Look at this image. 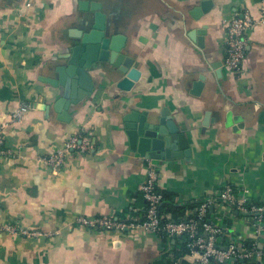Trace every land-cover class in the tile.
I'll use <instances>...</instances> for the list:
<instances>
[{"label":"crops","instance_id":"obj_1","mask_svg":"<svg viewBox=\"0 0 264 264\" xmlns=\"http://www.w3.org/2000/svg\"><path fill=\"white\" fill-rule=\"evenodd\" d=\"M79 1L92 0H0V133L13 153L0 157V222L41 233L0 234V264H198L195 256L176 255L180 238L79 229L75 220L139 219L147 159L131 150L124 118L163 109L191 150L187 159L155 161L157 189L170 198L165 219L178 220L171 205L190 218V205L225 186L264 204V24L250 34L240 73L223 66L227 23L245 11L257 19L264 0H96L107 23L125 36L122 52L141 79L133 90L119 91L120 74L103 65L90 73L91 95L70 105L64 120L53 108L59 89L43 79H57L54 69L64 65L59 58L72 42L70 31L86 15ZM22 104L27 113L11 122ZM229 106L239 109L237 132L226 125ZM75 134L91 137L88 154L68 155L56 174L37 160ZM208 213L226 230L223 248L229 239H258L264 251V225L257 238L251 221L230 207L214 204Z\"/></svg>","mask_w":264,"mask_h":264},{"label":"built area","instance_id":"obj_2","mask_svg":"<svg viewBox=\"0 0 264 264\" xmlns=\"http://www.w3.org/2000/svg\"><path fill=\"white\" fill-rule=\"evenodd\" d=\"M264 24V1L258 5V18L253 19L245 11L241 15H235L226 25V37L224 41L223 66L233 74L238 75L245 59L246 47L253 29ZM28 111L26 104L20 105L11 116V122L20 121ZM93 149L91 137L87 134H75L59 147L50 156L38 157L37 160L46 164L53 174L58 173L63 167L65 158L71 154L86 155ZM13 153L3 146L0 133V157L12 156ZM145 165L146 177L138 187L145 207L139 219L130 221L117 220L110 217H96L93 219L78 217L75 226L79 229L106 231L111 233L134 232L138 229L150 232L159 239L176 240L187 237L189 243V255L195 256L198 264H231L233 260L262 261L264 251L258 247L256 239L250 248H245L241 240L229 239L226 250H223L219 238L226 234V230L215 224L213 217L208 213L210 207L219 205L230 207L239 215L250 220L254 234L257 238L262 234L264 225V204L257 203L248 198L246 194L236 195L234 190L225 186L216 192L213 197L198 204L196 215L184 221H169L160 213L163 195L157 189L158 166L153 160L147 159ZM201 226L202 234L198 230ZM20 234L35 237L40 232L17 230L13 226L3 225L0 222V234ZM250 261V262H249ZM174 264H179L177 261ZM260 264V263H259Z\"/></svg>","mask_w":264,"mask_h":264},{"label":"water","instance_id":"obj_3","mask_svg":"<svg viewBox=\"0 0 264 264\" xmlns=\"http://www.w3.org/2000/svg\"><path fill=\"white\" fill-rule=\"evenodd\" d=\"M78 7L86 15L80 18V29L70 31L72 42L59 58L64 61V65L55 67L57 79H43L45 83L59 89L53 108L61 112L64 120L68 118L66 111L70 105H77L91 95L94 85L90 73L103 65L109 64L120 74L115 84L119 91L133 90L141 79L140 71L133 66V59L122 52L125 36L107 23L101 3L96 0L79 1ZM202 85L203 78L200 77L194 83L192 92L197 94ZM49 108L46 107L45 111H49ZM228 110L226 125L237 132L242 128L239 109L229 106ZM124 122L129 146L140 156L154 161L190 157L191 150L184 131L179 129L167 109H163L158 116L150 112H133L124 118ZM234 124L236 127H233ZM258 248L261 250L262 247Z\"/></svg>","mask_w":264,"mask_h":264},{"label":"trees","instance_id":"obj_4","mask_svg":"<svg viewBox=\"0 0 264 264\" xmlns=\"http://www.w3.org/2000/svg\"><path fill=\"white\" fill-rule=\"evenodd\" d=\"M169 199L170 198H168L165 195H163V202H162V205L160 207V213L161 214H163V212H164L166 203L168 201L170 202ZM197 208H198V204L190 205L189 209H193V211H194V214L191 215L190 218H194L195 217ZM169 212H171L174 216H177L176 217L178 219L177 221H184V220L189 219V218H187V219L183 220L184 208H180V207H176V206L173 207V205H171V207L169 209ZM177 221H175V222H177ZM200 228H201V226L199 225L198 226V230L202 234V231H201ZM220 238H219V243L221 244ZM179 240H181V247H180L179 251L176 253V255L177 256H181V255H184V254H188L189 253V249L187 248V244L189 243V239L187 237H182ZM243 245H244L245 248H250L251 247V243H246V244L243 243ZM256 262L257 261L254 260V261H251L250 264H257ZM243 263H247V261L233 260L231 262V264H243ZM260 263L264 264V259Z\"/></svg>","mask_w":264,"mask_h":264}]
</instances>
